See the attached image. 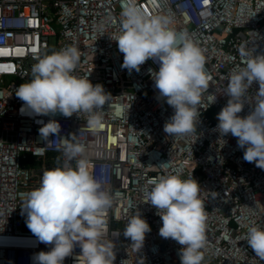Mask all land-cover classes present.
<instances>
[{"label":"built area","instance_id":"2783aa9c","mask_svg":"<svg viewBox=\"0 0 264 264\" xmlns=\"http://www.w3.org/2000/svg\"><path fill=\"white\" fill-rule=\"evenodd\" d=\"M126 0H0V264H33L46 245L21 214L24 194L37 188L45 170L62 166L64 147L82 144L90 173L113 196L105 210L103 239L113 245V264H181L176 241L159 235L162 220L148 200L151 181L165 175L193 177L204 203L206 247L202 264H264L248 246L250 226L264 228V170L243 159L231 133L221 137L217 114L227 104L230 75L251 55H264V0H136L148 15L170 17L178 33L186 32L202 49L209 80L202 93L196 131L173 137L163 130L174 109L157 99L148 69L122 67L120 33ZM75 46L80 60L74 75L103 85L109 102L99 113L102 127L86 126L85 113L65 117L37 116L24 108L16 88L31 79V68L43 55ZM259 85L248 89L253 109ZM215 100V101H214ZM214 101V102H213ZM119 113V115H118ZM50 119L61 132L46 142L39 129ZM74 166V164H73ZM140 212L151 231L137 251L123 235L128 220ZM79 246L64 264H77Z\"/></svg>","mask_w":264,"mask_h":264},{"label":"clouds","instance_id":"9594fccd","mask_svg":"<svg viewBox=\"0 0 264 264\" xmlns=\"http://www.w3.org/2000/svg\"><path fill=\"white\" fill-rule=\"evenodd\" d=\"M120 15V33L115 41L123 53L122 67L139 72L148 59L159 65L158 71L150 68L148 73L158 90L157 99L174 109L164 132L180 137L196 131L198 105L209 88L202 49L186 32L178 33L171 27L170 17L150 16L136 0H126ZM239 51L248 58L229 77L224 94L229 99L217 114L216 130L221 137L231 133L238 138V147L244 149L243 159L264 170V55L249 56L246 47ZM79 60L75 46L38 58L31 68V79L15 91L24 102L21 111L27 108L37 116L65 117L85 113L86 126L99 130V113L110 97L103 85H93L88 78L73 74ZM253 82L259 85L251 103L254 109L242 118L238 113L248 103L247 93ZM40 123L41 138L47 143L50 135L61 132L56 120ZM85 152L82 144L68 143L63 151L65 163L43 171L39 186L24 194L21 214L26 213L27 227L40 242L51 246L48 252L34 254L33 264H64L77 246L81 249L77 264H113L115 260L113 245L103 239L105 210L112 206L113 196L90 173ZM150 183L146 203L157 209L162 220L159 235L182 246L178 253L181 264H202L207 213L199 198V184L192 175L188 179L165 175ZM150 231L137 211L126 223L123 235L139 251ZM246 241L255 256L264 261V228L250 226Z\"/></svg>","mask_w":264,"mask_h":264}]
</instances>
